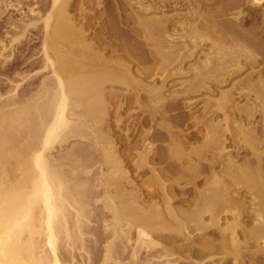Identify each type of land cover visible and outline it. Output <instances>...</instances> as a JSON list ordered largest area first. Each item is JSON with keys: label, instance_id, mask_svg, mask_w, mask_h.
<instances>
[{"label": "bare ground", "instance_id": "obj_1", "mask_svg": "<svg viewBox=\"0 0 264 264\" xmlns=\"http://www.w3.org/2000/svg\"><path fill=\"white\" fill-rule=\"evenodd\" d=\"M34 1L40 11L29 9L32 18L26 29L43 24L38 37L42 50L28 67H38L46 75L40 77L42 81L24 79L22 93L0 106V264H69L63 251L82 242V225L95 204L109 214L106 228L113 232L105 263H119L112 255L115 241L125 238L131 245L133 225L127 221L131 220L137 227L134 252L156 250L161 259L185 254L207 260L199 264H215L214 255L231 243L236 252L233 260L222 259L220 264H246V259L249 264H264V72H258L248 88L239 89L248 100L256 96L259 103L254 108L237 103L232 92L221 93L218 110L203 118L202 129L187 132L190 119L176 112L181 104L164 97L163 89L150 87L153 80L163 78L165 69L156 63L144 67L155 54L166 60L165 65L172 59L164 50L179 34L170 31L172 21L168 24L162 11L169 0H160L162 7L156 10L157 5L139 1L136 13L129 12L135 3L128 0L98 1L94 10L78 4L80 0ZM2 2L4 10L17 9L23 0ZM249 2L264 7V0ZM72 12L83 16L82 22ZM195 20L191 34L185 20L181 25L196 45L197 35L200 39V31H209L210 24ZM123 28L128 31L122 33ZM244 30L239 26L225 32L216 41L227 47L224 55L212 53L199 68L193 67L197 77L184 91L186 96L212 95V87L226 84L258 61L259 38ZM150 41L157 46L155 54L140 49ZM0 50L6 46L2 44ZM228 50L236 54L230 67L222 63ZM240 57L247 64L242 65ZM132 66L138 67L137 73H132ZM135 105L144 110L137 120L131 117ZM152 142L163 146L153 149ZM135 159L137 177L149 173L159 185L146 186L147 201L139 196L141 189L125 167ZM96 163L109 168L107 173L101 168L99 184L92 185L89 178ZM169 221L178 227L173 229ZM238 228L247 239L244 243ZM193 232L199 235L196 239ZM215 234L220 239H214ZM181 240L185 244L176 246ZM161 242L176 245L169 250Z\"/></svg>", "mask_w": 264, "mask_h": 264}, {"label": "rangeland", "instance_id": "obj_2", "mask_svg": "<svg viewBox=\"0 0 264 264\" xmlns=\"http://www.w3.org/2000/svg\"><path fill=\"white\" fill-rule=\"evenodd\" d=\"M2 1H4V0H0V49H1V46L3 44L6 46V50L5 51L0 50V106L5 105L8 102H10L17 94H21L22 91L24 90V87L26 86V80L27 79L36 78V77L40 78L41 76L44 78L46 75V74L44 75V72H42L41 69L38 67H33V68L28 67V65L31 62L37 60L41 56V50H42L41 44L42 43H41V41H39V38L41 36L39 32H41V34H42L43 24L40 22V23H37L38 25H36V27H34V28L30 27V28L26 29V23H29L31 21V18H32V16L29 13V9L34 8V10L36 11V9L38 8L37 11H40L39 6L35 5L36 2L34 0H23V3H21V6L17 7V9L16 8H12V9L8 8V9L4 10L5 7H3L4 4ZM90 1L91 0H80V2H79V0H78V2H79L78 4H82L83 6L85 5L84 7H88V9L94 10V9H96L95 7H98V5H97L98 1H102L105 3L107 1L110 2L112 0H92L94 2L93 5L89 6L88 4ZM139 1H142L145 3H147V2L153 3L152 5L154 7H155V5H157L155 7V10L158 7H162L161 6L162 3H160V0H146V1L145 0H132V1L128 0V2H131L132 5H133V3H135L133 5L134 7L133 6L131 7L132 9L133 8L134 9L133 10L129 9V12H131V11H133L132 13L137 12L136 10H137L138 6L136 5V3H140ZM191 1L194 2L195 6H194V4H192ZM191 1L190 0L189 1L188 0H169V2H167V7H165V9L162 10V11L165 10L164 11V17H166L169 20V21H167L168 24L171 23V21H172V23H171L172 26L170 27V31L172 32V30H174V32L176 31L177 35L179 34V35L183 36V39H182L178 35L179 38L177 37V39L175 41H173L174 42L173 45H170L169 47L166 46L168 53L165 51L166 49L164 50V52L167 55L170 54V57L172 58L170 60H167L166 65H165L166 60H162L161 56H158V55L156 56L155 52H153V51H156L155 49L157 48V46H155L153 44V42L150 41V42H148L149 44L146 42L148 44V46L146 44H144L143 48H140V49L141 50L145 49V51H147V52L148 51L153 52L152 54H155V56H154V58L151 57L152 60L156 59L157 57L158 58L156 60L159 59L158 61L152 62L149 55L147 54L149 57L148 59H150V60L148 63L149 65L146 64L147 67L144 66L145 68H149L150 65H152L153 63H156L157 68L161 67V68L165 69V71H164L165 74H163V78H157V79L153 80L151 84L149 83L150 87L154 86V88H156V89H159V88L163 89L162 92H163L164 97H166L167 99H170V101L172 100L174 103L176 102L178 104H181V106H179L180 108L178 107V109L176 111L177 114H179L181 117L186 116L188 118V121L190 119L191 122L189 121L190 123H188L189 124L188 128H186L187 132H192V131L196 132V129H200V130L202 129V121H204V119L206 117H209L210 115H212L211 114L212 111L216 112L218 110L217 109V102L221 98L220 97L221 93H224L227 91H229V93L232 92L233 93L232 96L237 103H239L240 105L246 104L250 108H254L255 105H257L259 103L258 101H255L256 96L254 94H252L253 97L251 96V100H248V98H246V97L240 96L241 94L239 92L240 91L239 89L240 88L243 89L244 87H245L244 89L248 88V85L250 82L253 84V83H255V79L257 80L258 72L262 73V74L264 72V63L262 64V61L264 59V23H263L264 22V7L261 8V7L254 6L249 2V0H196V1L191 0ZM195 12H196V14H195ZM75 13L77 14V12H72V15H76ZM117 15L118 14L116 12V14H114V16H115L114 19H116V17H118ZM201 15L204 16L205 18H201ZM148 16L152 17V18H155V17L160 18L162 15L151 14ZM81 17L83 18V16H80L77 14L75 18L77 20L81 21V20H83ZM94 17H95V22H97V20H96L97 15ZM196 18L198 19L197 21H203V22L205 21V22H207V24L209 23L210 24V27H209L210 30L209 31L206 30V33L203 30H201L200 32H203L206 35L204 36V34L202 33L203 36H201V37L203 39H201V37H200L201 41L199 39L200 35H197L198 41L197 40H195V41L198 42V44L195 45L192 42L193 40H191V38H189L190 36H188L186 33L189 32L191 34L190 25H193L194 22H196V20H195ZM182 19L185 20L184 26L186 25L185 28H186V30H188V32H186V30H185V32H183L184 30H183L182 25H181V23L183 22ZM249 21H250V23H249ZM174 22L178 23V24H176V26H175ZM246 23L247 24L249 23V24L247 25ZM95 26L98 27L99 25L96 24ZM239 26H243V29H245L244 31H246V32H249L253 35L256 34L255 37L257 36V38H259L258 40L255 38L257 46L258 45L262 46V44H263V47L260 46V48H259V49H261L260 53L262 55L259 54L260 56L258 57V61L255 63L251 62L252 65L251 64L246 65L245 68L242 69V71H240V72H238V74H235L234 76L230 77L231 79L229 78L228 79L229 81L227 80L226 84L219 85V87H217V86L212 87V90L214 89L213 90L214 93L212 95H211V93H212L211 92L210 94L208 93L206 95H202L201 93H199V94H193L192 95L193 97L192 96L191 97L186 96L185 95L186 89L188 88V86L190 84L195 82L196 77H197V75H196L197 72L195 71L194 68L195 67L199 68V66H201L203 60H205L206 57L209 58V55L212 53H213V55H216V54H220L219 51H221L222 55H224V52H226L227 47L225 45H220V43H218L216 41H218L219 38H220V40L222 39V37L224 38L223 34L225 32H229V31H232L234 29L236 30L239 28ZM233 27H235V28H233ZM126 29L123 28L121 30V32L122 33H124L125 31L127 32L128 29L127 30ZM170 31H169V33L171 34ZM254 32H255V34H254ZM183 33H184V35H182ZM106 37H108V35ZM13 38L18 39V42L16 40L15 43H11V40ZM109 38L108 39L111 40L112 36ZM204 38H206V40ZM170 40H172V39H170ZM261 42H262V44H260ZM144 43H145V41H144ZM113 44L115 45V42ZM192 44H194V45H192ZM187 46L189 47V49L185 48ZM195 47H198V48L196 49ZM223 47L225 49H223V51H222ZM171 48H172V50H171ZM220 48H221V50H219ZM188 51L190 54H191V52L194 51L192 53L193 57L190 56L189 53H187ZM228 51H229V54L227 56L228 58L226 57L227 58L226 60H222V63L223 64L228 63L227 67H230L235 63L234 59L236 57V54H230L231 53L230 50H228ZM227 53L225 55H227ZM238 54H240V52H238ZM188 56H190V57H188ZM210 57H211V55H210ZM242 59H244V58L242 57L240 59V61H242L241 64L242 65L247 64L246 61H243ZM236 60H237V58H236ZM150 61H151V63H150ZM161 65H163V66H161ZM180 69H182L181 72H180ZM176 71H177V73H179L178 75H177ZM134 72L135 73L138 72V67L132 66V73H134ZM159 73H163L162 70ZM166 76L167 77L169 76V78L164 79V77H166ZM24 79H26V80H24ZM41 79L42 78H40V80ZM249 79H251V81ZM154 81H155V83H153ZM162 86H164V87H162ZM194 95H196V96L194 97ZM143 105L147 106L148 102H146V101L143 102ZM215 107H216V109H215ZM131 111H132L131 117H132V119L134 118V120L139 119V117H141L144 114V110L140 109L139 106H137V105H135ZM182 115H184V116H182ZM189 116H191V117H189ZM191 119H193V121ZM222 119H223V117L219 115L218 120L221 121ZM196 120L199 122V124ZM256 120L258 122H261L263 120V118L261 117V114L256 115ZM194 125H196V126H194ZM148 127L151 128V126H148ZM149 128H147V129H149ZM198 142H199V144H201L200 142L203 143L202 140H199ZM151 144L153 146V149L163 146V143H161V142H152V143H150V146H151ZM199 144H197V145H199ZM232 149L233 148H231V146H228L229 151ZM136 160L137 159H135L131 163V166L129 163L128 164L125 163V167H126L127 171L130 172L129 176L131 177V179H134L133 181L137 185L138 190L141 189V191H142V194L140 193L141 191H139V196L141 198H144V197H146L144 195L147 194L146 193V186H155V188H156L159 185L157 184V182L154 181V179L151 177V174H149V173L146 174L145 176L141 177V178L137 177L138 174H137L136 167L134 165ZM99 165H100V163L99 164L96 163L92 167V174L89 178L90 179L89 182L92 183V185H98L99 184L97 181L99 179L98 173L101 170V168H103L106 171V173H107V169L109 168L108 166H104L103 164L100 167H99ZM108 172H110V170ZM111 177H114V176L109 177L110 179H113ZM107 179H108V177L104 178L103 180H107ZM127 189L131 190L132 188L127 185ZM244 194H245V192H243V195ZM247 197H248V195H247ZM144 199H145V201L148 200L146 198H144ZM247 199L249 200V197ZM89 212H90V214H88L89 217L86 219V221L82 225V235H81L82 242H77V245H76L77 248L74 250L69 249V252L63 251V255L69 258V260L71 261L69 264H112V263L115 264L116 262L114 263L113 261L109 262V263L104 262V255H105L106 246L108 245V242H110V240H112V237H113L112 236L113 232L110 229L106 228V221L110 220L109 214H107V212L103 210V208L101 207V204H95V205L89 207ZM208 218L209 217L206 218V221ZM127 221L130 223V225H133L131 228V232H130V238H131L132 242H131V245L130 244L127 245L125 238H123V239L120 238L117 241H115V246H114L115 249L113 250L112 255H113V258L115 259L114 261L119 262L118 264H196L195 262H197V263L198 262L204 263L205 261L207 262V260H205V258L189 259L185 254H182V255L176 254V256L178 255L177 257L174 256V257H169V258L167 257V258L161 259L160 256L159 257L157 256L156 250H152L151 252H146V251H144L145 249L141 250L142 248L139 251L135 250L136 252H134V250H133L134 244L133 243H135L137 241L136 240L137 239V236H136L137 235V231H136L137 227L135 226V224H133V222L131 220H127ZM245 221L250 222L248 219L247 220L245 219ZM169 224H170V221H169ZM250 224H251V222H250ZM170 225L172 228L174 227L173 229H176L178 227V226L176 227L175 224H170ZM247 225H249V223H247ZM223 226H224V224H223ZM170 230L174 231L171 228L169 229V231ZM238 230H240V228H238L237 231ZM240 232H241V230L238 232V237L240 238V241L244 243V241L246 242L247 239H245L243 237L242 233L240 234ZM171 233L172 232H169V234H171ZM173 233L171 235H173ZM230 233H231L230 230L227 231L228 237H229ZM149 234H151V231H149ZM157 234L158 233H156V235ZM153 235L155 236V233ZM191 235H192L191 237L192 238L194 237V239H196L199 236L197 234V232H193ZM182 237L183 236H180L179 239H182ZM214 237L213 238L217 240L219 235L215 234ZM183 239H184V237H183ZM219 239H220V237H219ZM155 240L158 241V238H155ZM123 241L126 244L123 243L124 244L123 245L122 244ZM182 242L185 244V241H182V240L180 242H176L177 245L175 244V242L172 244L174 246L175 245L180 246V244L183 245ZM161 243L164 244V242H161ZM172 244L169 245V244L165 243L164 247L169 248V250H171L172 248H170V247L172 246ZM228 244H229V242H228ZM230 244L228 245V247L225 250L224 249L220 250V252H218V253H216V255H214L215 259H214V257L212 259L215 260V261L213 260L215 262V264H217V263L220 264V263L224 262L225 259L233 260V257L235 256L236 252L234 254L233 246ZM174 246H172V247H174ZM123 247H124V249H123L124 252L122 251V253H121L120 250ZM139 248H137V249H139ZM242 251H245V248H243ZM133 253H135L137 255V257L136 256L134 257L132 255ZM212 259H208V262L211 261ZM222 259L224 261L220 262V260H222ZM175 260H176V262H175ZM245 262H246V264H249V261L247 259L245 260Z\"/></svg>", "mask_w": 264, "mask_h": 264}]
</instances>
